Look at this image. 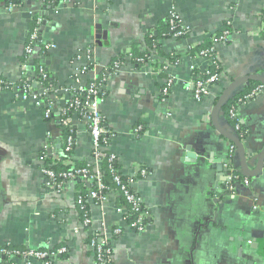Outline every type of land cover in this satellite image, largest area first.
Segmentation results:
<instances>
[{"label":"crops","instance_id":"1","mask_svg":"<svg viewBox=\"0 0 264 264\" xmlns=\"http://www.w3.org/2000/svg\"><path fill=\"white\" fill-rule=\"evenodd\" d=\"M10 1L0 0V77L18 84L24 79L33 14L42 3L26 0L8 12ZM172 9L190 33L180 40H159L164 55L180 56L171 71L176 84L167 102L160 95L167 77L152 64L137 68L128 58L108 75L100 104L111 134L108 149L150 210L151 223L138 232L123 220L116 197L106 195L101 205H91V228L77 232L82 222L76 182L54 193L40 167L39 153L47 146L48 135L57 147L61 144L58 121L48 120L45 109L34 101L4 92L0 93V246L33 250L65 246L68 257L55 264H95L87 239L96 233L112 246V264H264V168L248 176L249 185L240 183L227 195L231 142L219 131L233 136L221 111L227 98L262 84L255 78L264 80V0H70L45 10L41 47L55 48L48 56L40 48L35 57L64 87L88 65L80 76L88 86L99 82L118 57L134 50L146 53L147 34L161 29ZM25 14H31V20ZM227 20L235 33L231 42L217 45L222 83L196 101L188 88L193 66L189 50L220 32ZM91 47L93 64L87 56ZM197 65L205 67L204 62ZM57 103V108L64 105ZM169 111L172 116H167ZM239 117L248 131L242 143L247 167L256 172L264 155V89L239 108ZM72 122L77 130L73 157L92 163L88 125L76 115ZM234 163L245 173L239 149ZM118 226L124 229L121 236L114 234Z\"/></svg>","mask_w":264,"mask_h":264},{"label":"trees","instance_id":"2","mask_svg":"<svg viewBox=\"0 0 264 264\" xmlns=\"http://www.w3.org/2000/svg\"><path fill=\"white\" fill-rule=\"evenodd\" d=\"M14 3L19 7L22 6L25 1L23 0H13ZM45 1V9H54L57 6H59L61 3L69 0H44ZM34 21L35 19L31 21L32 27L34 26ZM183 24L182 19L181 22L178 23L177 27L180 28V26ZM31 27V28H32ZM264 31V28H263ZM224 32H229L230 33V39L226 41L225 43H229L232 41V36L235 33L233 24L230 20H227L225 22V25L223 29L216 33V34H210L208 38L200 45H197L189 50V56L192 59H197L201 56V53L204 51H212L213 50V55H217V45L214 44L213 39L214 38H219ZM190 31L188 30V35ZM188 35L176 38L174 37V31L171 30V25H170V19L169 16L167 18V22L165 25L161 27V29H157L156 31H150L147 34L146 38V45L148 46V50L146 53H139L138 51L132 52L131 54H128L127 57L120 56L118 57L113 64L107 68V70H104L105 74L102 76L98 81L99 83L103 84L101 88H99V93L98 97L100 100H104L106 97L105 93V87H106V79L109 76L113 75L119 70L120 66L125 65L126 61L128 58L131 59L132 63L137 67V68H143L145 67L149 62L152 63V66L154 67L156 72H159L163 77H167V73L163 70L164 64L161 62V58L165 59L167 62L171 64H178L180 61V56L175 55V54H169V55H164L161 51V47L159 45V40L161 38H166V39H184L188 37ZM43 53L45 55H49L50 51L44 46L41 47ZM45 51V52H44ZM152 51L156 52V55L158 58H154L155 55L152 53ZM25 61V60H24ZM217 62V67H211V72L212 73H223L224 69L223 66L221 65L219 58L216 61ZM33 68L29 75L25 77L23 80L20 81V83L15 84L12 83L14 87H19L23 88L25 85L34 83L38 85L41 91H47L45 94L42 95L43 101L47 106H49L50 102L58 104V107L60 106L59 103L55 100V98H52L51 89L53 87L59 86L57 83V80L52 76V74L49 71V68H46V73H41L40 72V66L41 62L38 58L35 57L32 62ZM107 73V76H106ZM199 74H202L201 70L195 69L192 71V76H197ZM43 75H46L47 78H44ZM203 77L207 78V75H203ZM91 84V83H90ZM89 84V85H90ZM89 85L87 88H89ZM219 85L218 82H215L211 85V87ZM263 84L258 83L255 86H250L247 91L233 95L231 97L227 98V102L222 106L221 111L224 114L228 124L230 127H234L236 124L241 125V129L237 133L236 139L240 142L243 143L248 137V131L242 126L241 121L239 120V123L236 122L234 118L231 116V110L234 109L238 114H239V102L241 99L246 98V96L250 95L254 90L262 86ZM63 87V86H60ZM162 99V96H161ZM85 100V99H84ZM52 114L50 118H47L48 120H53L56 119L58 121L59 128L61 130V141L60 145L57 147L56 141L53 140L52 138H48L47 141V146L44 147L40 153L39 157L40 159L44 162L43 166L46 170L51 171L55 173L57 180L59 182H64L67 181L62 177L63 174L71 172V169L74 168L75 172H81L79 178H77L76 182V187H77V208L79 211V216L81 222H84L85 220H90L91 223L86 225V229H90L92 226V215H91V203L88 201V198L92 192L97 193V197L93 199L92 203L96 205H101L102 204V198H104L106 195H109L108 193L111 190H114L117 195V204L118 207H122L126 210V214L124 215V220L127 225L132 226L136 225L137 228L143 227L144 225H149L151 223V212L150 210L146 207L144 202L139 203L137 207H135V204L132 202H129L127 199L126 192L129 194L135 195L137 198H141L140 194L132 188L131 186V179L125 175L123 172V167L120 164V161L118 157L111 151H107L108 156L102 160V165L101 169L103 171V174L100 179L95 178L92 179V181H88L85 179L82 175L84 171H88L89 175H94L93 169H94V164L91 162H80L76 159H70L68 156V153L65 152V149L68 145V139L70 137H73L75 142H76V136H77V130L76 127L74 126L72 122V118L76 115L80 119H84V112L81 106L75 101V98H71L66 104L62 106V108H57L55 107L54 109L51 110ZM103 126L107 130V133L103 135L101 139V143L105 146L109 145L110 142V132L108 130V125L107 121L103 123ZM89 128V125H88ZM142 132V130L140 131ZM75 147V146H74ZM56 149H60L63 154L60 157H52L50 154L54 151H58ZM95 156V154H93ZM228 159L233 160L235 159L236 153H229ZM112 156H115L113 160L110 161V158ZM69 160H72L71 162L73 165L69 164ZM41 167V165H40ZM116 177L120 178V183L116 182ZM250 180V179H249ZM99 182L102 183L103 188H99L98 184ZM79 200L81 201L79 203ZM145 213L149 214V217L144 218L142 221V224L139 223L141 216ZM103 236L100 237L96 233H92L88 239L87 243L88 245L92 243V241L96 242L97 247H101V252H98V255L101 254L103 259L106 261H111V257H113V250L112 246H110L109 243L103 242ZM102 240V241H101ZM4 248L11 250L12 252H44L51 254L53 252H57L61 248H66L65 246H56L53 248H44V249H39V250H33L27 247H19V246H14V245H6ZM66 252L58 254L56 258H51L49 259L48 264H55L56 261L58 260H64L68 257L69 250L66 248ZM0 261L2 264H13L9 260V257L6 255L2 254L0 255ZM96 261L100 262L99 257L96 256ZM47 264V263H43Z\"/></svg>","mask_w":264,"mask_h":264},{"label":"built area","instance_id":"3","mask_svg":"<svg viewBox=\"0 0 264 264\" xmlns=\"http://www.w3.org/2000/svg\"><path fill=\"white\" fill-rule=\"evenodd\" d=\"M26 1V0H23ZM39 2L42 3V9L38 11L37 13L33 14V18L35 19L34 21V26L28 31V42L25 48V61L22 66V75L23 78L27 77L29 73L31 72L33 65V59H35V54L38 49L41 48L42 46V31L43 27L47 24V18L45 16V1L44 0H38ZM70 1V0H69ZM67 2V1H65ZM64 3V2H63ZM18 6L14 3L13 0L9 2V5L7 6V11L8 12H13ZM169 19H170V25H171V30L174 31V37L179 38L188 35V28L182 24L180 28L177 27L178 23L181 22V17L179 13L175 10L172 9L171 12L169 13ZM33 20V19H32ZM230 39V33L229 32H224L219 38H214V44L218 45L220 43H225ZM49 51L54 49V45H46L45 46ZM45 52V51H44ZM45 54V53H43ZM94 54V48L91 47L87 51V56H89V60L91 61L90 63L93 64V55ZM190 57V56H189ZM191 58V57H190ZM80 59V56L78 57ZM193 61V66H192V71L195 69L201 70L202 74H199L197 76H192V80L188 85V88L191 90L193 97L196 101H202L205 98L209 96V93L211 91V85L215 82H218L219 85H221L222 80H223V73H212L211 72V67H217V60H218V54L215 56L213 55V50L212 51H204L201 53V56L197 59H192ZM199 62H204L205 67L203 69H200V67L197 65ZM151 62L148 63V65L152 68ZM164 67L163 70L167 73V78L164 83V87L161 90L160 95L162 96V102L166 103L167 100L169 99L172 90L176 84L175 78L171 75V71L177 66V64H171L167 62L166 60L163 62ZM124 65V64H123ZM122 66L119 67V69ZM46 66L44 64H41L40 66V72L46 73ZM155 70L154 68H152ZM89 67L84 66L80 70L78 74H75L74 81L72 84L68 86H57L53 87L51 89V94L52 98H55V100L61 101L64 104L68 102L71 98H75V101L79 104V106L82 107L83 112H84V119L83 121L86 122L87 125H89V132L92 138V143H93V154L94 156V161L92 164H94V175H89L88 171L83 172V177L87 179L88 181H92V179L98 178L100 179L103 171L101 169L102 165V160L105 159L108 154L107 151H109L108 146H105L101 143V139L104 134L107 133V130L103 126V123L105 122V117L101 113L100 109V104L102 103V100L99 99L98 93H99V88L103 86V84L99 82H91L89 85V88L87 86H84L81 83V74L83 71H88ZM203 75H207V78L203 77ZM44 78H47L46 75H43ZM264 89V85L260 86L256 90H254L250 95L246 96V98L241 99L240 102L238 103L239 106L245 105L247 102L250 100L254 99L257 95L261 93V91ZM4 92H12L14 93L17 98L23 100V101H34L37 106H40L45 109V114L47 118H50L52 114V109L56 107L55 103L47 104L44 103L42 95L45 94L47 91H41L38 85L34 83H30L25 85L23 88L19 87H14L10 81L7 79L0 77V93ZM85 99V100H84ZM167 116H172V112H167ZM231 116L236 120V122L239 123L240 117L239 114L232 109L231 110ZM232 129V137L236 139L238 131L241 129V125L236 124L234 127H231ZM141 128H139L140 130ZM50 137V134L48 135V138ZM237 140V139H236ZM75 140L73 137H70L68 139V145L65 149V152L68 153V156L70 159H74L73 157V152L75 150ZM238 148L235 144L231 143V147L229 150V153H237ZM63 154V152H58L54 151L50 154L52 157H60ZM115 156H112L110 158V161L114 159ZM72 160H69V164L73 165L71 162ZM41 163V170L42 173L45 176L46 179V186L49 190H52L54 193H62L65 190V186L69 182H75L77 178H79L81 172H75L74 168L71 169V172L65 173L62 175L64 179L67 181L64 182H59L57 180V177L55 173L48 171L44 168L43 164L44 162L40 159ZM226 168H227V181H226V186H225V192L226 194H233L235 191L236 185L240 183H244L245 185H249V177L244 173V172H239L236 169L235 163L233 160L228 159L226 163ZM143 174H146V172H143ZM116 182L120 183V178L116 177ZM99 188H103V185L101 182L98 184ZM111 197H116L117 193L114 190H111L108 193ZM127 199L129 202H132L135 204V207L139 205V203L144 202L142 198H137L133 194H129L126 192ZM97 197L96 192H92L88 198V201L91 204L93 199ZM106 201V197L102 198V203ZM81 201L79 200V203ZM218 202L217 204H219ZM259 207L255 205L254 210H258ZM118 211L123 214V220H124V215L126 214V210L124 208H118ZM149 217L148 213H145L141 216V219L139 221L140 224H142V221L144 218ZM90 220H85L84 222L81 223L78 229H76L77 232L80 230L86 229V225L90 224ZM147 225H144L143 227L137 228L136 225H132L131 227L137 230L138 232H143L145 230ZM124 232L123 227L118 226L114 230V234L116 236H121ZM89 247L92 251V254L95 258V264H112V260H104L101 254L98 255V252H101V247H97L96 242L92 241L91 244H89ZM66 248H61L57 252H53L51 254L44 253V252H12L11 250H8L4 248V246H0V255L4 254L7 257H9V260L11 262L15 261H20L23 264H35V263H49V259L51 258H56L58 254L66 252ZM96 256L99 257L100 262L96 261ZM112 259V257H111ZM0 264L2 262L0 261Z\"/></svg>","mask_w":264,"mask_h":264},{"label":"water","instance_id":"4","mask_svg":"<svg viewBox=\"0 0 264 264\" xmlns=\"http://www.w3.org/2000/svg\"><path fill=\"white\" fill-rule=\"evenodd\" d=\"M25 17H27L28 20H31L32 15L31 14H25ZM99 31L98 34L100 35L101 33H103V31L101 30V27H98ZM105 34V33H104ZM41 40H42V36H41ZM254 80H259L263 85H264V80L259 79V78H255ZM231 89V88H230ZM228 95V92L224 95V98L222 100H224ZM218 109V108H217ZM217 109L215 110L214 114L216 113ZM214 125L219 129V126L214 122ZM219 131L223 134L224 137H226L231 143L235 144L237 146V148L241 151L242 156H243V168L244 171L246 173L247 176H252L254 173H259L260 170H262L264 168V155L261 158L260 164H259V168L256 172H252L251 170H249V168L247 167V160H246V156L244 153V146L242 143H240L238 140H236L235 138H233L232 136L224 133L223 131H221V129H219Z\"/></svg>","mask_w":264,"mask_h":264}]
</instances>
